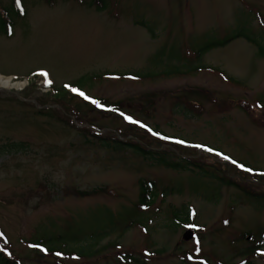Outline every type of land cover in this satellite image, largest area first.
<instances>
[{
    "label": "rangeland",
    "instance_id": "1",
    "mask_svg": "<svg viewBox=\"0 0 264 264\" xmlns=\"http://www.w3.org/2000/svg\"><path fill=\"white\" fill-rule=\"evenodd\" d=\"M100 1L0 0V251L16 264H264V200L219 179L264 190V0ZM234 32L246 36L198 53ZM79 83L103 107L59 97ZM143 129L206 153L173 168L111 139L157 149ZM233 161L258 174L243 181ZM142 181L156 189L144 209ZM137 208L143 224L93 257L29 242ZM182 208L191 223H172Z\"/></svg>",
    "mask_w": 264,
    "mask_h": 264
},
{
    "label": "trees",
    "instance_id": "2",
    "mask_svg": "<svg viewBox=\"0 0 264 264\" xmlns=\"http://www.w3.org/2000/svg\"><path fill=\"white\" fill-rule=\"evenodd\" d=\"M104 2V0H101ZM100 1V2H101ZM142 25H145L143 23ZM151 29V28H150ZM246 36L245 34L239 33V32H234L232 35L224 37L222 39H216L213 42L209 43L208 46H203L199 49L198 53L202 54L206 49L211 47H217V46H225L228 44L230 41L236 39L237 37H243ZM248 38V37H247ZM251 41H255L254 39L250 38ZM256 44H258L259 47V54L264 55V44H260V42L255 41ZM171 56L172 52L169 54ZM182 66L186 65H181L178 66L177 70L179 72H183L184 68ZM195 68H198L197 66H192L190 65L188 67L189 70H193ZM90 79V77H89ZM71 86V85H70ZM80 86L79 84L72 85L68 90L63 91L64 95H59L61 99L67 98L68 97H81L78 93H73L71 90L72 88ZM57 94H59L58 89H56ZM72 99V98H70ZM143 131L149 135L153 139L156 140L157 142V149L151 148L150 143L148 142V146H146V143L144 145L140 144L139 142H136L135 140H121L118 137H112L111 139L113 142L116 144V146L119 147H129L134 149L135 151L151 158L158 159L159 162L162 164L167 165L168 167H173V168H181V167H186L184 164H192L195 166H198L195 163L191 162V156L192 155H199L202 153H206L204 149H200L195 147V144H190V143H178L176 139L174 138H167L165 139L162 133L155 131H152L151 133L146 132L144 129ZM153 134V135H152ZM158 134V135H157ZM97 136H101L98 135ZM130 136V134L128 135ZM22 145V143H21ZM6 147V146H4ZM203 147V146H202ZM173 151L178 157H180L181 162H172L167 160L165 153L166 151ZM0 151H4L2 148H0ZM217 153H220L217 151ZM183 161V162H182ZM184 163V164H183ZM231 165V164H230ZM239 163L235 162L232 168L234 169L233 175H237L240 177L243 181L245 179H248V177L255 176L258 174L255 169L252 170V172H245L247 171L244 168L239 167ZM230 167V166H229ZM232 171V170H231ZM216 178H218L216 176ZM220 180L224 181L227 184H232L237 187H240L245 193H247L249 196L256 198V199H263L264 200V190L259 191V190H248L242 185H240L238 182L231 178H219ZM87 192L82 193V195H87ZM155 196H156V189L154 187V182H144L142 181V195H141V200L139 202V205L141 208L145 207H150L152 203L155 201ZM144 214L142 211H140L138 208L130 210L128 215L125 216H114L110 212H105L104 214L101 213L99 217L95 220L94 224L95 227H90V229H87L85 231H82V229H75V228H70L65 231H60L59 233H54L50 236H45L42 237L38 240H30L29 242L33 247L36 249L40 248H46L49 253H56V252H61L65 253L68 255H75L77 257H93L100 253L102 251V248H97L98 245H100L101 239L106 237L107 235H110L111 233L121 230V231H126L133 225L137 224H143V221L140 220L143 218ZM191 212L189 210H185V208L182 209H176L171 213V221L172 223L175 224H187L191 223ZM263 237H264V232H263ZM263 244H264V239H263ZM263 246H260V244H254L252 246H248L243 252L246 253H251L254 251L260 250ZM129 259L132 260L131 263L134 264H140V260L134 259L132 256H128ZM0 261L2 264H16L14 260H11L9 257H7L5 254H3L0 251Z\"/></svg>",
    "mask_w": 264,
    "mask_h": 264
},
{
    "label": "snow or ice",
    "instance_id": "3",
    "mask_svg": "<svg viewBox=\"0 0 264 264\" xmlns=\"http://www.w3.org/2000/svg\"><path fill=\"white\" fill-rule=\"evenodd\" d=\"M17 2H19V0H17ZM43 75H45V76H47V73H43ZM48 83H51V81L49 80L48 81ZM66 87H71L70 85H67ZM73 92H79V95H81V96H84L85 97V99H90L91 100V102L93 103V104H96L97 106H99V107H103V105L100 103V101H98V100H95V99H92L91 97H88L84 92H81V91H79L78 89H76V88H72L71 89ZM121 115H123V113H121ZM127 120H129V121H131V122H133V123H139V121H134L133 120V118L131 117V116H127V117H125ZM142 127H147L146 125H141ZM149 131H151V129H148ZM158 135V134H157ZM165 139H167V137H164ZM178 143H185L184 141H177ZM195 147H202L201 145H195ZM208 151H212V149H208ZM225 159H228V157H225ZM233 163H235V161H233ZM239 167H241V168H244V165H239ZM247 171H252V169H246ZM0 235H2V234H0ZM46 251V250H45ZM57 255H61L60 253H57Z\"/></svg>",
    "mask_w": 264,
    "mask_h": 264
},
{
    "label": "bare ground",
    "instance_id": "4",
    "mask_svg": "<svg viewBox=\"0 0 264 264\" xmlns=\"http://www.w3.org/2000/svg\"><path fill=\"white\" fill-rule=\"evenodd\" d=\"M4 78L0 76V82H2ZM10 78L9 79H6L4 82H2L3 84H1L2 86H6L7 84L9 85L10 83Z\"/></svg>",
    "mask_w": 264,
    "mask_h": 264
}]
</instances>
